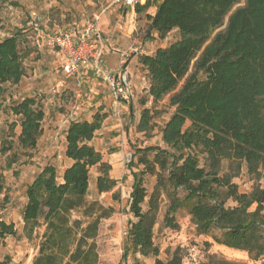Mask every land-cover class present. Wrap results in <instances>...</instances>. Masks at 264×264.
I'll use <instances>...</instances> for the list:
<instances>
[{
  "label": "trees",
  "instance_id": "obj_1",
  "mask_svg": "<svg viewBox=\"0 0 264 264\" xmlns=\"http://www.w3.org/2000/svg\"><path fill=\"white\" fill-rule=\"evenodd\" d=\"M239 1L147 0L134 8L136 14L155 9L145 18L148 30L160 39L173 30L179 35L169 46L139 58L149 78L148 96L157 102L186 79L169 99L173 112L161 130L165 147L135 152L149 174L157 177V185L147 210L142 211L147 195L141 173L132 174L129 212L133 220L127 222L123 261L133 256L138 264L135 257L139 255L153 257V264H183L179 248L162 261L153 243L162 194L169 201L163 219L167 228H178L174 215L184 210L198 235H212L215 244L244 252L251 261L264 257V189L242 193L232 183L242 164L251 175L259 176L264 170V0H244L242 7L233 10ZM6 3L9 0H0V6ZM226 17L224 29L213 36ZM23 77L16 37L0 38V108L5 86H16ZM11 112L20 121L18 148L33 150L42 134V106L25 98L13 104ZM149 119V110H144L138 129L147 127ZM102 121L103 116L96 114L90 122H71L65 132L64 155L72 163L63 171L61 182L56 169L46 166L26 188L20 215L27 236L39 220L45 226L32 264H98L99 224L112 210L87 201L89 170L99 168L98 193L115 185L108 175L110 166L101 163V155L89 144ZM0 154L5 170L18 160L11 143L4 142ZM149 154L154 155L159 173L146 158ZM223 161L230 162L228 170L233 175L221 173ZM228 202L232 205L227 206ZM14 234L12 224L0 221V239ZM9 260L5 257L0 264ZM215 264L243 263L219 260Z\"/></svg>",
  "mask_w": 264,
  "mask_h": 264
},
{
  "label": "rangeland",
  "instance_id": "obj_2",
  "mask_svg": "<svg viewBox=\"0 0 264 264\" xmlns=\"http://www.w3.org/2000/svg\"><path fill=\"white\" fill-rule=\"evenodd\" d=\"M111 2L112 0H9V3L0 6V38L16 37L24 68V77L18 85L5 86L0 108V149L4 142L11 143L13 151L18 154V160L10 170L4 169V156L0 154L3 184L0 192V221L12 224L15 230L13 236L6 235L0 239V262L9 257L8 264H32L45 226L39 220L32 235L27 236L20 215L26 203V188L46 166L56 169L58 182H61L63 171L72 163L64 155L66 129L71 122H90L93 116L99 114L103 116L101 128L89 144L101 155V163L110 166L108 175L115 181V185L108 192L98 193L96 179L100 175L99 168L95 166L89 170L87 201L112 210L111 215L102 219L99 224L96 238L98 264H135L133 256H128L125 261L121 260L127 222L133 220L129 212L132 174L141 173L147 195L142 211L147 210L149 197L157 185V177L149 174L147 167L139 160L140 155L135 152L146 147H165L161 142V130L173 112L169 99L180 90L186 79L179 83L174 92L154 102L148 96L149 78L139 58L153 55L158 48L169 46L179 38L178 32L173 30L164 39H160L156 32L149 31V23L145 17L147 14H154L153 7L142 14L119 5L107 10L99 21L100 31L120 50L126 52L132 49L126 63L132 98L119 103L114 100L107 84L94 77L87 69L64 78L60 58L54 56L44 40L37 37L30 17L31 13L36 14L38 30L55 33L68 27L82 28L93 14H99ZM243 5L244 0H240L233 10ZM227 18L213 36L224 29ZM191 72L192 66L188 75ZM25 98L34 99L44 112L42 134L33 150L18 148L20 121L11 112V106ZM144 110H149L150 119L147 127L138 129ZM128 158L131 164L127 161ZM146 158L154 167V172L159 173L160 168L154 155L149 154ZM203 163L201 161V165ZM229 166V161H223L221 173L233 175L234 172L228 170ZM263 173L264 170H261L259 176L251 175L242 164L232 183L242 193H248L255 187L264 189ZM162 176L165 178L166 173L162 172ZM230 205L232 203L228 202L227 206ZM168 206L169 201L162 194L153 229V243L159 250L158 259L168 260L173 251L179 248L183 264H215L219 260L264 264V257L251 261L244 252L215 244L212 235H198L190 216L184 210H179L174 215L178 228H167L163 219ZM135 258L138 264L154 262L153 257L136 255Z\"/></svg>",
  "mask_w": 264,
  "mask_h": 264
},
{
  "label": "built area",
  "instance_id": "obj_3",
  "mask_svg": "<svg viewBox=\"0 0 264 264\" xmlns=\"http://www.w3.org/2000/svg\"><path fill=\"white\" fill-rule=\"evenodd\" d=\"M147 0H112L109 7L99 14H94L91 20L86 21L82 30L77 32L74 28H67L55 33H46L38 30V18L33 12L30 14L37 37L44 40L51 53L60 58L61 71L64 78L76 75L81 69H87L93 76L107 84L114 100L129 101L132 98L131 85L127 80L124 61L132 53V49L122 52L120 64L114 70L104 65L107 39L99 29V21L111 6L119 5L124 8L142 6ZM37 29V30H36ZM130 162V159L127 160Z\"/></svg>",
  "mask_w": 264,
  "mask_h": 264
},
{
  "label": "crops",
  "instance_id": "obj_4",
  "mask_svg": "<svg viewBox=\"0 0 264 264\" xmlns=\"http://www.w3.org/2000/svg\"><path fill=\"white\" fill-rule=\"evenodd\" d=\"M134 10V8H132ZM106 14V13H105ZM103 14L101 16V18L105 15ZM94 15V14H93ZM100 18V20H101ZM68 28H71V27H68ZM83 28V27H82ZM82 28H77V27H74V29L79 32L82 30ZM67 29V28H66ZM65 30V29H64ZM102 35L104 37L105 34L103 32H101ZM108 43H107V46H106V52H105V56H104V65L108 68V69H111V70H114L118 67V65L120 64V55L122 52H124V50H120L118 47H116L115 45H112L110 39H107ZM129 60H127L124 64H125V71L126 73L127 72V68H128V65H126V63L128 62Z\"/></svg>",
  "mask_w": 264,
  "mask_h": 264
}]
</instances>
